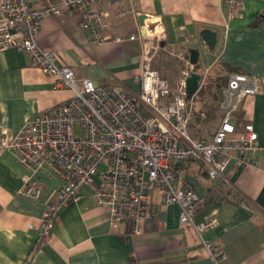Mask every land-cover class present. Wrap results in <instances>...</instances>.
<instances>
[{"label": "crops", "instance_id": "1", "mask_svg": "<svg viewBox=\"0 0 264 264\" xmlns=\"http://www.w3.org/2000/svg\"><path fill=\"white\" fill-rule=\"evenodd\" d=\"M58 1L29 0L36 10ZM96 9L105 12L109 22L104 45L91 40L76 10L62 9L59 16L49 15L42 23L40 44L78 79L140 93L136 77L147 41L142 31L153 19L159 20L165 49L184 52L189 59L191 50L198 51L195 69L206 77V85L222 89L232 74L258 78L259 93L249 97L238 113L258 134L260 150L249 155V163L231 164L216 180L198 161L178 167L177 173L207 200L194 216L195 223L210 218L219 222L202 237L219 244L225 255L220 264H264V21L254 26L264 15V0H245L243 16L231 21L224 0H119ZM121 10L123 17L117 16ZM142 15L150 19L146 29L139 20ZM205 29L217 33L214 50L201 37ZM165 53L154 65L174 87L180 61L166 58ZM71 95L34 67L29 54L14 48L0 51V128L15 134L28 118L53 111ZM199 95L194 97L193 111L202 122L212 110L197 108ZM217 114L216 129L220 109ZM214 133L200 139L211 141ZM24 174L15 153L6 150L0 156V264H213L193 227L180 224L179 208L164 205L161 190L149 193L141 231L134 234L128 222L115 229L109 211L97 204L94 187L82 186L78 199L59 213L51 235L41 238L42 214L62 181L48 171L38 172L42 194L31 200L19 194Z\"/></svg>", "mask_w": 264, "mask_h": 264}, {"label": "built area", "instance_id": "2", "mask_svg": "<svg viewBox=\"0 0 264 264\" xmlns=\"http://www.w3.org/2000/svg\"><path fill=\"white\" fill-rule=\"evenodd\" d=\"M116 1L59 0L36 10L29 0H0V51L14 48L29 54L34 67L54 78L58 88L72 92L53 111L28 118L15 134L0 128V156L6 150L15 153L25 171L19 194L31 200H38L42 194L36 180L38 172L48 171L62 181L42 214L41 238L51 235L59 213L78 199L82 186L94 187L97 204L109 211L115 229L128 222L134 234L141 231L149 193L161 190L164 205L179 208L180 224L192 226L213 264H220L225 258L221 247L202 237L219 222L210 218L195 223L194 216L205 208L207 200L186 186L177 169L187 161H198L208 177L216 180L231 164L239 167L249 163V155L260 150L258 134L238 113L249 97L259 93V80L245 74L229 77L219 102L220 123L212 140L207 141L189 131L198 92L188 97L187 79L195 66L184 52L175 53L161 45L165 36L159 20L151 18L148 29L145 25L150 19L142 24L147 41L136 77L141 85L138 94L117 86H97L89 78L78 79L73 70L58 64L54 52L40 44L44 18L59 16L62 9H68L78 11L91 40L104 45L109 22H105L107 14L96 6ZM224 2L229 21L243 16L245 0ZM124 15L123 10L117 14ZM161 51L182 64L174 87L153 68ZM205 78L201 75L199 90Z\"/></svg>", "mask_w": 264, "mask_h": 264}, {"label": "rangeland", "instance_id": "3", "mask_svg": "<svg viewBox=\"0 0 264 264\" xmlns=\"http://www.w3.org/2000/svg\"><path fill=\"white\" fill-rule=\"evenodd\" d=\"M161 52L158 53V55L156 56V58H155V60L153 62V68H155L157 70H158V67H155L154 63L166 51L165 52L161 51ZM166 53H165L166 58H170L171 60H176V58L174 56L166 55ZM178 63H179L178 70H179V73H181V70H182V66L181 65L182 64H180V62H178ZM215 80H217V78ZM222 89H223V87H222ZM222 89L219 88V87H215V84L208 85V83H207V85L204 84L201 87V89L198 91L199 94H200L199 95L200 98H199V101H198L197 108H202V109H205L206 111L209 108L212 111H211L210 115H208V116L206 115V119H204L202 122L199 121V119L197 118V113H195L193 111L194 114L192 113L189 131L194 137L204 138V137H206L208 135H212L215 132L216 126H217V122L219 120L217 112L219 113V102H220L221 95H222ZM152 192H154V191H152Z\"/></svg>", "mask_w": 264, "mask_h": 264}, {"label": "water", "instance_id": "4", "mask_svg": "<svg viewBox=\"0 0 264 264\" xmlns=\"http://www.w3.org/2000/svg\"><path fill=\"white\" fill-rule=\"evenodd\" d=\"M149 19V16L142 15L139 20L141 24H144ZM201 37L204 42L210 47L211 50H214L217 44V33L209 29H205L201 32ZM163 45V43H162ZM199 59V53L197 50L190 51V62L192 65L196 66ZM201 81V75L196 72V69H193L191 76L187 79V94L188 97H192L199 90V84Z\"/></svg>", "mask_w": 264, "mask_h": 264}, {"label": "trees", "instance_id": "5", "mask_svg": "<svg viewBox=\"0 0 264 264\" xmlns=\"http://www.w3.org/2000/svg\"><path fill=\"white\" fill-rule=\"evenodd\" d=\"M262 21H264V15H259L258 17H257V19H256V21H255V24H254V26H257L259 23H261ZM196 68V67H195ZM197 69V68H196ZM199 93V92H198ZM187 162H189V161H187ZM186 162V163H187ZM185 163V164H186Z\"/></svg>", "mask_w": 264, "mask_h": 264}]
</instances>
